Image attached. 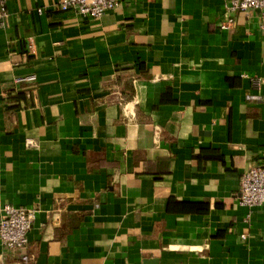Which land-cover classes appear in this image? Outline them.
Returning a JSON list of instances; mask_svg holds the SVG:
<instances>
[{
  "label": "crops",
  "instance_id": "0c3cea01",
  "mask_svg": "<svg viewBox=\"0 0 264 264\" xmlns=\"http://www.w3.org/2000/svg\"><path fill=\"white\" fill-rule=\"evenodd\" d=\"M57 1L5 0L0 214L36 213L0 264H264V203H238L264 152L260 12Z\"/></svg>",
  "mask_w": 264,
  "mask_h": 264
},
{
  "label": "built area",
  "instance_id": "2783aa9c",
  "mask_svg": "<svg viewBox=\"0 0 264 264\" xmlns=\"http://www.w3.org/2000/svg\"><path fill=\"white\" fill-rule=\"evenodd\" d=\"M118 0H58L60 10H75L77 13L99 18L107 10L113 9ZM225 18L221 26L227 27L231 23L230 14L233 12H247L258 10L261 17V28L264 29V0H225ZM6 13L5 0H0V27ZM245 75V74H243ZM28 76L26 79L31 80ZM255 85L261 82L260 78H253ZM28 145H34L33 140H28ZM238 203L247 207L264 203V152L262 160L257 165L243 171L238 186ZM36 209L5 205L0 214V245L5 249L23 248L28 242V232L34 222ZM242 238L246 234L241 235ZM31 255H24L25 262Z\"/></svg>",
  "mask_w": 264,
  "mask_h": 264
}]
</instances>
